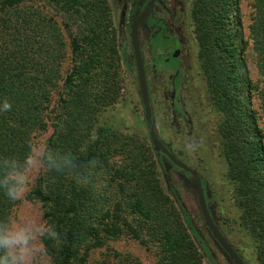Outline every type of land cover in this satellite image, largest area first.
<instances>
[{
	"label": "trees",
	"instance_id": "obj_1",
	"mask_svg": "<svg viewBox=\"0 0 264 264\" xmlns=\"http://www.w3.org/2000/svg\"><path fill=\"white\" fill-rule=\"evenodd\" d=\"M42 1L53 14L23 7V0H0V108L5 100L11 104L10 111H0V158L23 159L32 146V134L44 127V111L59 81L65 54L59 18L65 28L73 29L68 44L70 66L60 80L54 128L45 144L62 153L71 152L78 166L99 162L87 185L77 183L74 176L41 169L29 192L42 205L44 223L59 235V243L42 238L50 264H81L94 246L103 243L110 208L104 202L106 197L97 195L95 182L100 168L116 152L129 158L130 169L115 168L111 177L120 180L121 201L117 203L125 212L123 223L132 236L153 248L154 264H204L196 240L202 248L203 242L168 177L169 168L176 165L155 151V155H147V149L134 153L132 140L120 129L116 116L106 114L119 101L122 88L123 55L111 5L120 9L123 35L121 25L128 7L129 30L150 0H112V4L108 0ZM257 2L251 34L264 73V0ZM189 16L205 97L217 116L215 140L237 210V227L248 238L257 264H264V137L252 104L254 84L244 58L240 0H189ZM164 23L154 11L141 22L146 27L159 26L150 40L151 52L157 40L164 39ZM121 49L125 52L124 46ZM157 165L169 192L162 185ZM176 169L194 181L190 173ZM126 180L133 181L129 193L124 190ZM202 185L211 216L234 246L231 233L224 232L218 221L214 197L203 179ZM15 202L0 190V220L11 216ZM112 225L118 233L117 223Z\"/></svg>",
	"mask_w": 264,
	"mask_h": 264
},
{
	"label": "rangeland",
	"instance_id": "obj_2",
	"mask_svg": "<svg viewBox=\"0 0 264 264\" xmlns=\"http://www.w3.org/2000/svg\"><path fill=\"white\" fill-rule=\"evenodd\" d=\"M131 1V0H129ZM113 3L112 0H108ZM112 18L114 26L118 29V49L123 55L121 62L122 83L119 101L106 114L115 115L119 121L120 129L131 138L134 153L138 149H147V155H155L150 143L147 129L144 121V112L139 94L137 76L135 73V64L133 52L130 43L128 30L129 14L126 10V17L123 22L122 32L119 29V11L116 5H111ZM23 7L37 8L43 13H52L48 5L42 0H23ZM240 10L243 23L245 49L244 58L249 69L251 80L254 84L252 94V104L255 111L257 122L262 130L264 137V73L260 68L259 57L255 49V41L251 34V26L254 23L255 16L258 12L257 0H240ZM154 14L160 17L167 24V33L178 38L181 44L180 62L178 57L155 55L152 62L151 52L149 49L148 39L157 27L141 29V44L143 48L147 77L149 80L150 98L153 103V116L155 119L156 129L162 140L171 148L177 157L186 165L196 170L206 182L208 190L214 197V210L224 232H230V239L234 247L236 246L249 264H257L252 246L247 237L239 233L237 227V210L233 205L231 189L229 183L223 177L225 164L218 153L217 142L215 140V121L216 114L209 108L208 101L204 93V81L199 73L198 61L196 57V41L193 33V26L189 16V0H163L154 6ZM57 18V17H56ZM60 29L65 42L64 57L60 61L59 78L57 86L52 90L51 101L44 111V127L39 128L32 134V146L45 145L46 139L53 132L54 114L56 111V97L60 88L62 78L69 69V37L73 29H67L62 22ZM117 31V32H118ZM161 44L166 40L158 39ZM157 40V42H159ZM172 41H167L170 43ZM120 43V44H119ZM171 44V43H170ZM124 46L125 52H122ZM173 46V44L171 45ZM156 52H163L158 48ZM153 63L155 67H153ZM178 64L182 67L181 78L183 86L180 90V97L183 106L188 111L191 127L180 124L181 128L173 127V113H179L177 103L171 107L173 98L176 101L179 97V85L176 86L172 94L171 76L173 72H178ZM168 67L164 72L156 73ZM61 80V81H60ZM184 112L180 110V114ZM264 140V138H263ZM194 145L193 149H188L187 145ZM133 155V154H131ZM129 158L122 152L114 153L107 164L102 166L98 172L95 182L97 195L106 197L105 204L110 208V216L104 221L109 230L103 232V243L94 246L88 253L86 259L81 264H154L155 254L151 246H144L135 239L128 227L123 223L125 212L119 210L118 201H121L120 180L111 177V172L117 169L129 170L127 167ZM161 182L164 189L166 187L165 176L161 169ZM176 166L169 168V179L178 195L181 207L188 214L191 223L196 230L197 235L203 242L204 248L196 240L202 255L204 264H231L221 251L215 245L209 231L205 227L202 219L194 188L191 179L186 178L182 172L177 171ZM41 169L34 172L32 180L25 197L16 201L12 211L13 218H35L40 223H44L42 218V205L30 197L29 192L36 184ZM125 192H131L133 181H124ZM180 208V207H179ZM181 211V209H180ZM117 223L119 226L118 233H115ZM41 247L43 248L42 238ZM206 247V248H205ZM235 247V248H236ZM44 249V248H43ZM46 264H50L48 255L45 256Z\"/></svg>",
	"mask_w": 264,
	"mask_h": 264
},
{
	"label": "clouds",
	"instance_id": "obj_3",
	"mask_svg": "<svg viewBox=\"0 0 264 264\" xmlns=\"http://www.w3.org/2000/svg\"><path fill=\"white\" fill-rule=\"evenodd\" d=\"M10 110L11 104L5 100L0 111ZM187 147L191 150L194 145L189 143ZM76 159L71 152L62 153L46 144L30 146L23 159L0 158V190L11 201L22 200L38 169L74 176L77 183L87 185L99 162L91 160L78 166ZM44 237L59 243L58 233L35 218L10 216L0 220V264H46V253L40 243Z\"/></svg>",
	"mask_w": 264,
	"mask_h": 264
},
{
	"label": "water",
	"instance_id": "obj_4",
	"mask_svg": "<svg viewBox=\"0 0 264 264\" xmlns=\"http://www.w3.org/2000/svg\"><path fill=\"white\" fill-rule=\"evenodd\" d=\"M155 0H150L147 8L142 11L130 24V43L133 52L134 64H135V73L137 76V83L139 87L140 99L144 112V121L147 129V134L149 140L152 144V148L157 155L163 154L165 155L170 162L179 167L185 172L190 173V175L194 179L195 184V193L197 204L204 221L205 227L211 234V237L215 239L218 245L222 248V250L227 254L229 259L234 264H248L244 257L240 255V253L235 249L230 240L222 233L219 229L218 225L215 223L211 213L209 211L205 191L202 185V177L201 175L185 163H183L176 155L169 149V147L163 142L160 138L156 127L153 122L152 117V106L150 100V94L147 83L146 69L144 64V58L142 54V49L140 45L138 28L141 21L145 18V16L149 13L153 3ZM179 50H176L174 55H177Z\"/></svg>",
	"mask_w": 264,
	"mask_h": 264
},
{
	"label": "flooded vegetation",
	"instance_id": "obj_5",
	"mask_svg": "<svg viewBox=\"0 0 264 264\" xmlns=\"http://www.w3.org/2000/svg\"><path fill=\"white\" fill-rule=\"evenodd\" d=\"M159 0H155V2L153 3V5H152V7H151V9H150V11H153L154 10V6H156V3L158 2ZM150 2V1H149ZM149 4V3H148ZM148 6V5H147ZM131 7V6H130ZM147 8V7H146ZM145 8V9H146ZM144 9V10H145ZM143 10V11H144ZM149 11V12H150ZM141 13V12H140ZM139 13V14H140ZM128 14H129V10H128ZM138 14V15H139ZM148 15V14H147ZM146 15V16H147ZM145 16V17H146ZM137 17V15L134 17V18H136ZM134 20V19H133ZM132 20V21H133ZM144 20V19H143ZM142 20V21H143ZM131 21V22H132ZM141 21V22H142ZM164 25H165V29L163 30V35H164V39L163 40H166V42L167 41H172V42H170V43H166L165 42V44L163 45V44H161L160 43V41L159 42H156V44H155V50H154V52H151V57H152V62H154V60H153V56H155V55H164V56H169L171 53H175V51L176 50H179V52H178V54L177 55H174V53H173V57H178L179 58V62H180V57H181V44H180V41L178 40V38L177 37H175V36H173V35H171V34H169V33H167V29H166V27H167V24L166 23H164ZM142 27H146V26H143V25H141V23H140V25H139V28H138V35H139V40H140V45H141V49H142V54H143V58H144V53H143V48H142V44H141V29H142ZM153 27H157V29L156 30H154L153 31V33L155 32V31H157L158 30V28H159V26L158 25H156V24H154V25H151L150 27H146V28H148V29H152ZM153 33H152V35H153ZM129 36H130V29H129ZM166 36V37H165ZM151 38H152V36H151ZM151 38H149L148 39V44H150V40H151ZM173 44V46H171ZM162 48L163 49V52L161 53V52H156V50L158 49V48ZM149 49H150V47H149ZM144 64H145V58H144ZM153 67H155V65H154V63H153ZM145 69H146V66H145ZM169 68L168 67H165L164 69H162V70H160V71H157L156 70V73H159V72H164V71H167ZM178 72H173V74L172 75H170L171 76V84H172V88H173V90H172V94H173V92H174V90H175V88H176V86H178L179 85V97H180V90H181V88H182V86H183V79L181 78V70H182V67L180 66V64H178ZM146 76H147V71H146ZM149 82V80H148V77H147V83ZM148 89H149V83H148ZM149 94H150V91H149ZM172 99H173V101H172V103H171V107L172 106H176L177 105V103L178 104H180L181 106L179 107L178 106V111H179V113H173V111H172V114H173V119L172 120H174L173 121V127H178V128H181V125L180 124H184V125H187V126H189L190 128H192L191 126V121H189V114H188V111L185 109V107L183 106V103H182V101H181V97H180V99L178 100V101H176L175 100V98H173V96H172ZM150 100H151V98H150ZM151 106H152V115H153V103H152V100H151ZM180 110H182L184 113L183 114H180ZM154 117V116H153ZM155 120V119H154ZM155 125V124H154ZM155 127H156V125H155ZM157 130V129H156ZM158 132V131H157ZM159 134V133H158ZM160 136V135H159ZM161 138V137H160ZM162 139V138H161ZM178 171V170H177Z\"/></svg>",
	"mask_w": 264,
	"mask_h": 264
}]
</instances>
